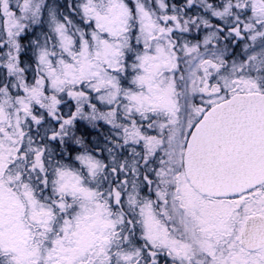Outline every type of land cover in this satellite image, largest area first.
Segmentation results:
<instances>
[{
  "label": "snow or ice",
  "instance_id": "snow-or-ice-1",
  "mask_svg": "<svg viewBox=\"0 0 264 264\" xmlns=\"http://www.w3.org/2000/svg\"><path fill=\"white\" fill-rule=\"evenodd\" d=\"M0 264H264V0H0Z\"/></svg>",
  "mask_w": 264,
  "mask_h": 264
}]
</instances>
